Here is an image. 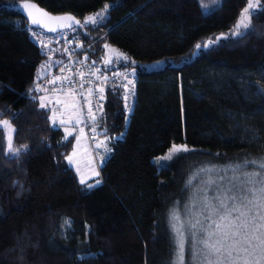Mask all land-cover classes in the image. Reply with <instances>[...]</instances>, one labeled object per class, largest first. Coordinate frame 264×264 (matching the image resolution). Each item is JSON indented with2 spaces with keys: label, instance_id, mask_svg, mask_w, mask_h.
Instances as JSON below:
<instances>
[{
  "label": "trees",
  "instance_id": "16d2710c",
  "mask_svg": "<svg viewBox=\"0 0 264 264\" xmlns=\"http://www.w3.org/2000/svg\"><path fill=\"white\" fill-rule=\"evenodd\" d=\"M26 2L74 15L96 40L89 59L138 74L131 111L119 89L106 91L96 129L111 154L98 184L80 181L66 159L76 136L50 122L43 92L29 90L43 57ZM247 2L204 12L200 0H0V119L21 149L9 158L0 130V264H174L169 206L183 195L179 165L192 152L162 167L154 159L182 144L248 167L264 161V0L250 15L254 31L232 35ZM220 34L230 36L193 56ZM105 43L121 54L108 62ZM160 60V70L144 67ZM76 224L87 238L71 243Z\"/></svg>",
  "mask_w": 264,
  "mask_h": 264
},
{
  "label": "snow or ice",
  "instance_id": "6c2138e0",
  "mask_svg": "<svg viewBox=\"0 0 264 264\" xmlns=\"http://www.w3.org/2000/svg\"><path fill=\"white\" fill-rule=\"evenodd\" d=\"M258 8H261L260 0H248L247 6L243 9V18L232 35L243 36L248 34L249 30L254 31L249 14H256ZM89 20L91 23H96L95 18L90 17ZM32 23L38 22L32 21ZM76 23L79 24V21H76ZM68 27H71V25H68ZM241 28L244 29L243 32L240 31ZM49 31H56V29H49ZM215 42L214 40L210 43ZM208 46L204 45V47ZM196 47L199 49L201 45H196ZM79 75L83 77L85 74L80 72ZM63 80L71 83V77L65 76ZM58 81H61V77H55L50 83L55 84ZM80 87H83V84ZM73 92H75V88H69L65 91V95ZM89 92H91V89H89ZM38 99L41 109L49 107L44 103V97ZM57 103L61 102L57 101ZM48 119L52 124L57 123L54 115L49 116ZM59 123H64V121L61 120ZM9 124L10 121H0V130ZM12 131L14 136L16 130L13 128ZM6 147V154L9 158L19 157L21 149L14 147L11 140L7 141ZM181 151H189V149L186 146H173V153ZM171 158V155H169L162 159ZM66 159L71 162L72 156H68ZM251 163L255 164L257 162L252 161ZM236 167L239 168L240 166L237 165ZM260 168L264 169V162H260ZM244 175L249 179L240 180L239 177H234L233 181L235 182L230 181V187L218 191L212 198L204 195L199 199L200 206L196 208V211H193L196 205L186 207V212L191 217L187 221L181 220L178 213H173L172 220L174 223L172 229L177 237L175 264H184L185 227L192 237L194 264H264V174L245 173ZM252 176H260L261 178L257 181L251 179ZM81 182L83 183V181ZM209 183L214 182L210 181ZM257 183L259 187L255 186ZM91 186L88 185V187ZM194 198H196L195 193ZM198 217H202L203 220ZM254 242L255 247L261 250L260 258L248 259L246 254L249 253Z\"/></svg>",
  "mask_w": 264,
  "mask_h": 264
},
{
  "label": "rangeland",
  "instance_id": "374dc122",
  "mask_svg": "<svg viewBox=\"0 0 264 264\" xmlns=\"http://www.w3.org/2000/svg\"><path fill=\"white\" fill-rule=\"evenodd\" d=\"M223 0H200V4L204 12H209L216 7L220 6ZM243 12L241 13L237 26L240 20L243 18ZM251 13L249 14L250 17ZM88 20V19H87ZM86 20V21H87ZM241 32L244 29H240ZM230 34H220L215 38H211L207 40L205 43L201 44V48L196 49L193 53V56L196 57L203 50L210 49L219 43H221L224 39L228 38ZM235 36V35H234ZM216 41L215 43H210L211 41ZM204 45H209L208 47H204ZM109 53L107 61L109 62L112 57L116 55V51L113 48H109L108 44L104 45ZM121 54L119 51L117 55ZM167 64L166 60H160L157 62L145 63L144 67L147 70L154 71L160 70L165 67ZM44 103H46L52 111V115L55 116L57 120L56 124H53L58 127H62L65 130L67 136L75 135L76 140L74 144V148L69 154L72 156V161L69 164L76 170L79 175L80 181L83 183H95L98 184L97 181H101V172L100 166L103 163V159L100 161L95 157V154L92 151V146L90 141L87 139L86 134L80 129V116L78 113V106L76 103V99L73 95L69 96H53L44 94ZM60 101L61 103H57ZM64 121V123H59V121ZM0 121H8L6 118L0 119ZM77 121H79L77 123ZM13 125L10 123L9 125H5L4 129L6 130L7 141L11 140L13 142ZM103 141V140H102ZM177 147L186 146L182 144L174 145ZM187 147V146H186ZM189 151H181V152H172L173 146L163 155L158 158H155L154 161L158 167L166 166L179 159L180 156L191 153L188 157H184L183 161L180 163V171L182 173L181 177V189L182 196L179 200H176L173 204L169 206V220L171 232L173 234L174 243L176 246L177 252V237L173 232L172 224L174 221L172 220L173 213H178L181 220L187 221L191 217L186 212V207H191L192 205H196L193 208V211H196V208L199 207V199L204 195H207L208 198H212L217 194L218 191H222L223 189L230 187V181H233L234 177H239L240 180H247L249 177H246L244 174H255L262 173L264 174V169L260 168V162L255 163L254 167H248L246 163L235 162L232 159H228L226 156H220L215 154L212 156L210 154L201 152H193L194 150L187 147ZM171 155V159H162L163 157ZM216 157V158H215ZM261 162H264L261 160ZM240 167L237 168L236 166ZM199 166V167H197ZM194 167V168H193ZM197 167V168H196ZM186 175L184 181V172L187 169H191ZM98 173V175H97ZM251 179H255L259 181L260 176H252ZM210 181L214 183H209ZM184 182V184H183ZM259 187L257 183L255 185ZM194 193L196 194V198H194ZM215 203V201H213ZM203 220L202 217H198ZM88 229L86 226L81 224H76L73 229L67 232V240L71 243H75L79 240H86ZM185 243H184V264H194L193 262V249H192V237L190 233L187 231L185 227ZM199 239V237H197ZM261 254V250L255 247V242L253 247L250 249L249 253L246 254V258L248 259H259ZM176 261V255H175ZM174 261V264H175Z\"/></svg>",
  "mask_w": 264,
  "mask_h": 264
},
{
  "label": "built area",
  "instance_id": "2783aa9c",
  "mask_svg": "<svg viewBox=\"0 0 264 264\" xmlns=\"http://www.w3.org/2000/svg\"><path fill=\"white\" fill-rule=\"evenodd\" d=\"M26 29L39 46L43 57L29 90L66 96L65 91L74 87L75 92L68 95H73L76 99L80 129L90 141L95 157L99 160L107 158L111 154V147L102 141L96 129V121L103 112L106 91L119 89L126 109L131 111L137 99V72L126 67L108 68L89 59L87 54L93 49L96 40H88L78 27L59 32H50L31 25H27ZM80 72L85 75L81 77ZM65 76L71 77V83L63 80ZM55 77H61V81L50 83ZM81 84L83 87H80Z\"/></svg>",
  "mask_w": 264,
  "mask_h": 264
},
{
  "label": "water",
  "instance_id": "95a60500",
  "mask_svg": "<svg viewBox=\"0 0 264 264\" xmlns=\"http://www.w3.org/2000/svg\"><path fill=\"white\" fill-rule=\"evenodd\" d=\"M23 11L28 19L29 25L46 31L56 29V31L50 32H59L63 29L77 27L80 24L79 19L72 14H52L34 2L23 3ZM32 21H37L38 23H32ZM76 21H79V24ZM68 25H71V27H68Z\"/></svg>",
  "mask_w": 264,
  "mask_h": 264
},
{
  "label": "crops",
  "instance_id": "0c3cea01",
  "mask_svg": "<svg viewBox=\"0 0 264 264\" xmlns=\"http://www.w3.org/2000/svg\"><path fill=\"white\" fill-rule=\"evenodd\" d=\"M42 96H45L44 94ZM66 96H69V95H66ZM65 97V96H64Z\"/></svg>",
  "mask_w": 264,
  "mask_h": 264
}]
</instances>
